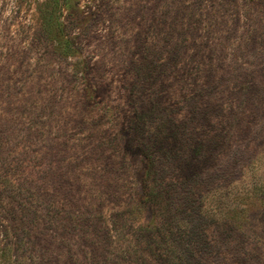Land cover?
<instances>
[{
    "label": "rangeland",
    "instance_id": "rangeland-1",
    "mask_svg": "<svg viewBox=\"0 0 264 264\" xmlns=\"http://www.w3.org/2000/svg\"><path fill=\"white\" fill-rule=\"evenodd\" d=\"M46 2L0 0V264H153L146 127L208 175L192 262L264 264V0H59L48 35Z\"/></svg>",
    "mask_w": 264,
    "mask_h": 264
},
{
    "label": "trees",
    "instance_id": "trees-1",
    "mask_svg": "<svg viewBox=\"0 0 264 264\" xmlns=\"http://www.w3.org/2000/svg\"><path fill=\"white\" fill-rule=\"evenodd\" d=\"M45 4L49 7V11L45 15L42 29L48 35L55 28L56 15L54 12H56L59 5V0H47ZM58 31L60 32V30ZM65 47L68 49L66 53H70V50L73 49V44L67 40ZM165 128L166 133L167 129L170 130V133H179L178 131L181 129L180 123H176L174 120H171V125L165 126ZM146 129L145 132L147 131ZM145 132L142 140L136 144L144 165L140 202L143 204L150 203L153 214L156 213L158 208L159 211L164 209L170 232L165 230L168 227H159L157 224H154V226H142L139 235L141 237H137L136 240L143 241V243L148 240L152 241L149 244L151 250L149 255L153 264H195L192 262V259H195L197 255L194 254V248L201 243L200 237L202 235L199 228L209 224L215 216L207 208L208 205H205L202 198L194 201L195 185L198 187V184L209 183L208 175L195 173L192 176H185L180 179L175 178L174 167L178 161V154L175 153L171 146L160 145L157 136L150 137ZM4 190L6 191L5 188ZM14 198L16 199V197ZM21 210L23 211L21 215L22 222L17 234L21 235L20 239L23 241L24 235L29 231L28 224L30 220L36 221L38 216L37 211L29 207L26 208L25 203H23ZM200 224L203 225L200 226ZM174 231L175 236H173ZM149 232H152L151 235L153 236L149 235ZM177 233H180V235H176ZM206 238L208 239V237H205L203 241ZM115 261L118 264H149L146 257L143 254H138L137 250L132 252L130 250H121L115 257ZM110 262H103V264Z\"/></svg>",
    "mask_w": 264,
    "mask_h": 264
}]
</instances>
